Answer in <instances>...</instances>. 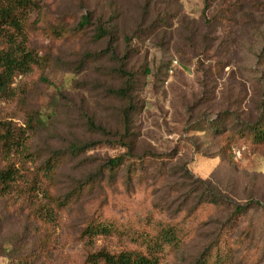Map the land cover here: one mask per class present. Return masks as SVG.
Returning <instances> with one entry per match:
<instances>
[{"label": "rangeland", "instance_id": "obj_1", "mask_svg": "<svg viewBox=\"0 0 264 264\" xmlns=\"http://www.w3.org/2000/svg\"><path fill=\"white\" fill-rule=\"evenodd\" d=\"M36 1L41 16L37 12L30 16L28 43L49 61L13 85L25 103L2 104L8 119L27 130L31 148L38 152L34 162L26 160L29 169L21 174L26 182L19 180V190L40 175L44 160L54 152H67L75 143L94 144L89 152L71 157L55 184L39 178L43 185L39 202L45 205L51 195L58 203L115 154V136L125 135L118 114L123 102L113 94L123 82L114 74L118 65L106 53L107 42H95L93 28L82 38L73 34L90 8L114 30L121 58L127 38L134 50L124 60L138 78L131 92L137 112L125 143L137 157H165L176 174L173 183L152 177L146 186L136 184L129 191L121 184L103 183L85 192L74 206L54 208L55 216L47 222L35 217L23 190L0 198V264H83L89 248L82 234L99 216L137 226L148 219H174L182 210L186 212L174 222L195 236L181 253L164 257L162 264H191L232 226L234 237L245 243L235 263L264 264V148L254 153L238 143L232 150L234 163H224L217 140L206 131L208 120L226 113L254 121L259 104H264V63L258 61L264 43V0H92L88 6L78 0ZM230 4L243 6V13L227 16L223 9ZM216 15L231 20L228 26L214 25ZM161 20L164 26L152 37L140 34ZM61 23L72 29V35L55 41L51 29ZM88 54L93 62L82 68ZM174 60L179 67L169 77ZM216 62L225 66L223 71H217ZM28 112L44 115L35 134L28 129ZM91 121L106 128L107 135L89 127ZM185 167L194 180L208 184L187 186L181 172ZM206 186L222 195L223 207L208 220L187 218V209ZM238 206L243 212L236 213ZM110 238L100 239L96 248L118 253L125 247L122 240Z\"/></svg>", "mask_w": 264, "mask_h": 264}, {"label": "trees", "instance_id": "obj_2", "mask_svg": "<svg viewBox=\"0 0 264 264\" xmlns=\"http://www.w3.org/2000/svg\"><path fill=\"white\" fill-rule=\"evenodd\" d=\"M89 1L92 0H78L83 6H88ZM243 8L241 5L230 4L227 10L223 9V13L231 16L235 13H243ZM41 9L40 3L36 0H0V198H11L13 194H18L23 190L25 194L27 193V202L33 206L35 217L47 222L50 219L53 220L54 208L74 206L81 200L85 192L93 191L103 183L113 187L121 184L123 189L128 191L136 184L146 186L152 177L153 179L157 178L156 182L162 184L173 183L172 178L176 173L174 174V170L170 169V164L167 163L168 160L165 157L151 154L137 157L133 155L131 147L125 143V135L129 132L133 124V115L137 112V107L131 100V92L135 82H138V78L134 72L126 69L124 60L127 61L134 50L131 47V40L127 38L126 53L121 58L114 44L116 41L114 30L108 27L101 17L97 19L95 11L90 8L82 16L73 34L82 38L89 34L90 28H93L95 42H107L106 53L110 54L118 65L114 69V74L121 77L123 82V85L118 90H114L113 94L123 102L118 114L125 135H121L123 137L120 139L117 138L120 136L119 134L115 136L117 141L113 149L115 154L107 158L105 164L100 165L95 172L88 175L85 181L81 180L77 187L67 197L59 199L58 203L52 200L51 195L47 197L45 205L39 202L38 192L43 186L40 179H46L50 185L55 184V178L58 177L60 169L68 164L71 157L72 159L78 158L89 152L95 147L94 144L75 143L69 147L67 152H54L47 160H44L40 175H35L24 189L19 190V180L26 182L25 177L21 175L22 172L25 173L29 169L26 160L34 162L38 152H34L31 148L30 141L26 136L27 130L19 129L16 123L8 119L7 107L2 104L17 101L21 106L25 103L24 98L21 101V98L16 95L13 85L18 78L26 77L34 69L48 64L49 60L39 57V53L28 43L30 16L34 12L38 13V17L41 16ZM230 21L222 15H216L211 20L214 25L221 26H228ZM162 22L164 21L152 24L140 34L146 38L152 37L156 30H160L164 26ZM51 34L55 41H64L72 35V29L61 23L51 29ZM91 58V55H86L81 67L84 68L86 63L93 62ZM258 61L259 65L264 63V43L258 55ZM216 67L217 71L221 72L225 66L216 62ZM27 117L28 129L33 130L35 134L38 122L44 123V115L37 117L35 113L28 112ZM207 124L206 131L217 140L220 160L224 163H234L235 155L232 150L238 143L248 146L254 153H260L264 148L263 103L259 104L257 117L254 121H244L236 113H226L220 115L218 119L208 120ZM89 127L107 135L105 134L107 133L106 128L98 126L92 121L89 123ZM181 172L189 187L208 184L206 181L194 180L186 167ZM200 190L202 194L199 195L197 203L187 209L188 216H186L187 218L189 216L192 218L202 217V219L208 220L223 207V197L219 192L217 194L215 190L208 189L207 186ZM188 203L186 201L184 204ZM243 209L244 207L238 206L236 213L243 212ZM185 212L182 210L174 219L165 217V220L154 218L153 220L148 219L147 222L140 221L137 226L120 223L116 220H107L99 216L98 219L86 226L82 234L89 248L83 264H162L164 257L181 253L195 236L193 230L189 229L188 232H183L185 229H181L178 223L174 222L178 218L180 220ZM110 237L122 240L126 244L123 245L125 247L118 253L105 248H96V243L100 239L107 240L111 239ZM244 246L245 243L242 239L234 237L232 226L221 231L214 241L198 253L191 264H236V254Z\"/></svg>", "mask_w": 264, "mask_h": 264}, {"label": "built area", "instance_id": "obj_3", "mask_svg": "<svg viewBox=\"0 0 264 264\" xmlns=\"http://www.w3.org/2000/svg\"><path fill=\"white\" fill-rule=\"evenodd\" d=\"M178 67H179V62L177 60L172 61L171 67L168 71V76L171 77Z\"/></svg>", "mask_w": 264, "mask_h": 264}]
</instances>
